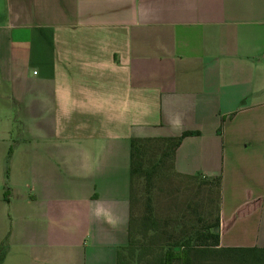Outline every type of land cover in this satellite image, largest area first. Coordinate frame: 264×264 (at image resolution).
Instances as JSON below:
<instances>
[{
    "label": "crops",
    "instance_id": "0c3cea01",
    "mask_svg": "<svg viewBox=\"0 0 264 264\" xmlns=\"http://www.w3.org/2000/svg\"><path fill=\"white\" fill-rule=\"evenodd\" d=\"M185 132L220 247L264 248V0H0V264H116L130 141Z\"/></svg>",
    "mask_w": 264,
    "mask_h": 264
},
{
    "label": "trees",
    "instance_id": "16d2710c",
    "mask_svg": "<svg viewBox=\"0 0 264 264\" xmlns=\"http://www.w3.org/2000/svg\"><path fill=\"white\" fill-rule=\"evenodd\" d=\"M191 135L130 141L128 240L116 264H141L140 256L150 257L144 264H264V248L220 247V176L175 172V150ZM141 189L145 215L140 214ZM162 208L164 214H155Z\"/></svg>",
    "mask_w": 264,
    "mask_h": 264
},
{
    "label": "rangeland",
    "instance_id": "374dc122",
    "mask_svg": "<svg viewBox=\"0 0 264 264\" xmlns=\"http://www.w3.org/2000/svg\"><path fill=\"white\" fill-rule=\"evenodd\" d=\"M224 175H226V173H224ZM171 177V179H173V181H174V179H176L175 177H173L172 175L170 176ZM226 177V176H225ZM165 179H167V178H165ZM227 178H224V196L226 197L227 196V193H228V189H232V186H231V183L229 182V180L227 179ZM177 180H178V178H177ZM162 182L161 183H163V189L164 188H166V185H168V182H165L164 181V178L161 180ZM179 181V180H178ZM184 183H185V181H183ZM181 187H183V184H181L180 185ZM155 187H156V185H155ZM158 187L160 188V186L158 185ZM185 188V187H184ZM158 191H159V189L158 188H156ZM142 191H143V189H141L140 190V192H139V194H140V200H141V208H140V214L141 215H145L146 214V211H145V207H144V205L142 204V203H144V201H145V197H146V195H143V194H141L142 193ZM144 193V192H143ZM221 194H222V191H221V189H220V199H221ZM153 204H154V208H156L157 207V203L156 202H153ZM162 204H164V203H162ZM220 204H221V200H220ZM164 212V210H163V208H162V210L161 211H155V214H157V215H159L160 213L162 214ZM164 214V213H163ZM141 257L142 256H140V260L142 261L141 262V264H144V263H146V261H148L149 259H150V257H148V256H143V258L141 259ZM132 264H136V263H132Z\"/></svg>",
    "mask_w": 264,
    "mask_h": 264
}]
</instances>
